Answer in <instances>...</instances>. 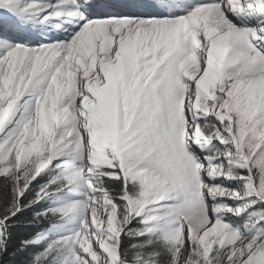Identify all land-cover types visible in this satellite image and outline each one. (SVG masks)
I'll return each mask as SVG.
<instances>
[{"label": "snow or ice", "instance_id": "obj_1", "mask_svg": "<svg viewBox=\"0 0 264 264\" xmlns=\"http://www.w3.org/2000/svg\"><path fill=\"white\" fill-rule=\"evenodd\" d=\"M0 264H264V0H0Z\"/></svg>", "mask_w": 264, "mask_h": 264}]
</instances>
